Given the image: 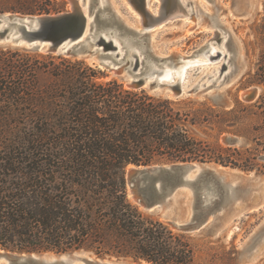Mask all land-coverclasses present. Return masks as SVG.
Here are the masks:
<instances>
[{
  "label": "trees",
  "instance_id": "16d2710c",
  "mask_svg": "<svg viewBox=\"0 0 264 264\" xmlns=\"http://www.w3.org/2000/svg\"><path fill=\"white\" fill-rule=\"evenodd\" d=\"M52 10L51 0H0V13ZM103 76L81 59L0 48V125L13 133L11 143L0 141V167L21 179L0 184V249L84 248L134 263L194 264L185 235L129 200L126 168L165 160L263 172L264 95L247 105L235 99L228 110L202 101L203 110L191 112ZM251 83L264 85V78ZM249 116L255 128H231ZM204 122L218 124L217 139L254 133L252 143L239 149L199 140L190 126Z\"/></svg>",
  "mask_w": 264,
  "mask_h": 264
},
{
  "label": "rangeland",
  "instance_id": "374dc122",
  "mask_svg": "<svg viewBox=\"0 0 264 264\" xmlns=\"http://www.w3.org/2000/svg\"><path fill=\"white\" fill-rule=\"evenodd\" d=\"M77 1L79 4H82V0ZM181 1L183 2V11L185 12L182 16L159 22L152 20L149 16L146 18L147 21L151 23L147 28L148 30L145 38L150 57L153 56L155 59L153 60L156 62L159 61L158 58L160 57L168 58V60H177L178 57L190 55L207 41L213 42L212 46L218 51L226 54L223 60L217 63L211 62L208 65H203L202 67L189 71L185 81H192L190 84L206 82V85H208L210 80L218 75L220 66L229 59L224 73L229 72L231 69L233 70L230 75V80L223 82L217 88H211L209 90V92H213L217 89V92L223 93L224 99L228 102V105L221 104L219 100H214L209 96L199 97L195 95H185L178 99H172L165 95L162 88L155 92L148 91L145 88L143 89L151 95L177 101L178 103L176 106L178 109L191 112L203 110V106L200 104L202 101H205L216 110H228L234 106L235 99L242 102L243 105L251 104L258 100L261 95H264V85L251 83V81L257 78V75H262L264 78V0ZM51 2H53L55 10H52L49 14L34 15L54 16L71 12V0H51ZM106 2L112 7L113 11L124 24L131 28L139 29L141 24L139 19L141 16L132 2L128 0H106ZM158 5L159 0H147L146 2V7L155 18H159ZM86 6L87 0H85L83 8ZM173 9H175L173 6H165L164 11L171 15V13L175 11ZM57 10L59 11L57 12ZM0 48L45 55V53L12 46L0 45ZM51 55H62L71 59L84 60L88 65L104 73V76L99 80L107 81L110 79H117L119 82L123 83L125 87H128L127 77L124 75V72L116 73L114 70L106 68L99 64L97 58H89L76 54ZM193 57L195 59H201L199 53H196ZM120 65H123V61L120 62ZM223 75L219 80L223 79ZM249 87H258L260 89L257 99L253 102H246L240 97L241 93ZM243 111L245 110H243L242 107H238L236 114H243ZM255 124H257L255 116H249L242 120V123L240 121L239 124L231 128H236L237 130H243L244 128L248 130L254 127ZM10 131H12L10 125H0V141L3 142V144L11 143L13 133L9 134ZM190 132L199 140L211 144L218 140L224 147L231 145L232 148L239 149L249 147L254 136V133L246 137L222 134L217 139L218 124L205 122L199 126H190ZM2 154L3 153H0V158ZM190 162L209 164L215 168L222 166L214 162ZM257 162L259 164H264V153L261 154ZM171 163L182 162L158 160L152 164L141 166H155ZM132 167L133 165H129L125 171V184L129 200L135 204L143 214L158 219L168 225L174 232L185 235L194 251V264H264V171H243L238 168L222 166L227 173L231 172V169H236V171L240 173V177L236 180L239 184L240 192L237 194V197L228 204L227 202L221 203V201L217 199L216 206H219L218 204L220 202L221 207L219 212H217L215 216L207 218L201 228L185 232L176 228L172 221L182 222L189 217L191 205L194 202L191 192L187 188L177 190V192L172 195L169 202L164 204L163 207L166 209L164 214L150 212L144 208V202L142 200H136L138 196L135 189L127 185V171ZM19 175L18 173L9 174L0 167V184H5L3 183L5 180H11L10 184L20 182L21 179ZM73 250H83V253L91 258H100L92 251L84 248ZM4 252L7 254L24 253ZM45 252L57 253L55 251ZM103 259L124 260L127 263H134L130 259L121 257L105 256Z\"/></svg>",
  "mask_w": 264,
  "mask_h": 264
},
{
  "label": "water",
  "instance_id": "95a60500",
  "mask_svg": "<svg viewBox=\"0 0 264 264\" xmlns=\"http://www.w3.org/2000/svg\"><path fill=\"white\" fill-rule=\"evenodd\" d=\"M140 13L143 18V25L149 26V16L154 21L167 20L169 13L164 11L165 6H179V0H159V18H155L146 7V0H128ZM72 8L69 13L50 15H22L9 12L0 13V45L22 48L25 50L37 51L45 54H76L97 58L99 64L116 73H123L127 77V85L133 89H143L155 92L162 88L165 95L172 99H178L185 95L199 97L209 96L219 100L221 104L228 105L223 93L209 92L211 88H217L220 84L230 80L232 69L226 72L227 62L219 68L218 75L210 80L209 84L184 83L166 81L159 79L163 65L158 64L159 69L153 71L154 75H144V65L138 57L134 61H127L126 65H120L122 59L116 60L111 54L116 49L111 36H131L132 42L141 47L145 56H150L146 47L147 30L141 31L124 24L119 16L113 11L106 0H88L86 13L83 5L77 0H71ZM172 12V11H171ZM101 29H106L104 36H94ZM91 34L92 39L82 37L84 31ZM206 43L190 55L171 59L174 68L191 59L201 51ZM118 53H116L117 55ZM220 52L209 53L207 59L217 63ZM153 58V56H152ZM164 59V58H162ZM161 60V58H158ZM141 64V65H140ZM198 65L189 66V69H196ZM224 73V75H223ZM223 75V79H218ZM230 76V77H229ZM219 83V84H217ZM260 89L249 87L245 89L240 97L246 102H253L257 99ZM240 173L236 169L225 172L224 167L215 168L204 163H171L155 166H135L127 171V185L134 188L137 193V201L142 200L144 208L150 212L164 214V204L169 202L172 195L182 188H187L192 196L193 203L189 217L182 222H174L173 225L182 231L190 232L201 228L210 216H215L221 209L216 206V200L231 202L240 192L239 184L236 181ZM214 202V203H213ZM1 264H141L127 263L124 260H110L103 258H91L83 253V250L63 252H31L21 254H7L0 250Z\"/></svg>",
  "mask_w": 264,
  "mask_h": 264
},
{
  "label": "bare ground",
  "instance_id": "6f19581e",
  "mask_svg": "<svg viewBox=\"0 0 264 264\" xmlns=\"http://www.w3.org/2000/svg\"><path fill=\"white\" fill-rule=\"evenodd\" d=\"M146 2H147V0H146ZM179 2H180L179 6L177 7V9L174 12L171 13V15H169L168 19H172V18H175L177 16H182L183 14H185V12L183 11V2L181 0H179ZM87 3H88V0H87ZM83 9H84V12L86 13V7H84ZM143 20H144L143 18L139 19L141 24H140L139 29L138 28H136V29L141 30V31H145L148 28L147 25H145V24L143 25V23H144ZM157 22H159V21H157ZM105 32H106V29H101L94 36L97 38V35H100V36L102 35L107 39L109 37L105 36L106 35ZM82 37H86L87 40L92 39L91 34H89L87 30L84 31ZM111 38H112L113 43L116 45V49L114 50V52L111 55L114 56L116 60L122 59L121 62L123 61V65H126L128 60L134 61L135 57H138L139 61H141V64L144 65V75H154L153 71L155 69H159L158 64L161 63L163 65V68L161 69L162 71L160 72L158 77H159V79H163L166 81L178 80L179 82H184V83L192 82L190 80L185 81L188 72L193 70L192 68L187 70V68L189 66H193V65H198L197 68L202 67L203 65H208L209 61L207 59V55L209 53H214V52L218 51L214 46H212L213 42L211 43V42L207 41L206 46L200 52H198L201 55V59H195L194 57L193 58L191 57V59L184 61L183 64L179 65L177 68H174L173 62L171 59L168 60V58L160 57L161 60L157 61L160 63H157L156 61H154L155 60L154 58H152L150 56H145L141 51V47L137 44H134L131 41L132 40L131 36L123 35V37H120V38L116 37V36H111ZM218 52H220V54H219L220 59L222 57L223 58L225 57L226 54L224 52H221V51H218ZM116 53H118V54L116 55ZM140 56H143V57H140ZM162 58H164V59H162ZM221 78H219V79H221ZM219 79H218V81H219Z\"/></svg>",
  "mask_w": 264,
  "mask_h": 264
}]
</instances>
